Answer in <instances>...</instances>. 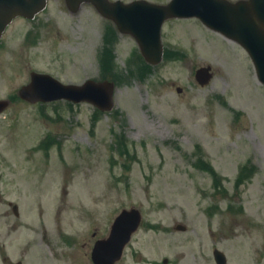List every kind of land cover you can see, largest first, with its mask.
<instances>
[{
    "label": "rangeland",
    "instance_id": "1",
    "mask_svg": "<svg viewBox=\"0 0 264 264\" xmlns=\"http://www.w3.org/2000/svg\"><path fill=\"white\" fill-rule=\"evenodd\" d=\"M111 24L92 4L71 12L49 0L0 40V99L10 101L0 113V239L15 253L30 238L34 264H94L96 239L137 207L142 226L117 264H216L214 248L227 264H264V85L249 54L198 18H173L163 42L177 53L152 66L116 32L105 66ZM202 65L215 70L205 86ZM32 70L74 84L102 71L116 106L22 100ZM248 160L255 168L241 176Z\"/></svg>",
    "mask_w": 264,
    "mask_h": 264
},
{
    "label": "water",
    "instance_id": "2",
    "mask_svg": "<svg viewBox=\"0 0 264 264\" xmlns=\"http://www.w3.org/2000/svg\"><path fill=\"white\" fill-rule=\"evenodd\" d=\"M71 12L84 3L92 4L104 17L112 20L122 33L133 35L145 58L159 63L163 58L161 29L171 17L198 16L209 27L242 44L251 55L259 79L264 83V0H171L157 4L147 0H65ZM48 0H0V38L12 20L22 15L33 18L47 7ZM212 67L202 66L196 79L207 85L214 73ZM115 83L87 80L83 84H67L48 73L33 71L29 83L21 86L19 97L29 102L70 100L91 102L103 111L114 107ZM181 90L180 88L178 89ZM10 101L0 99V112ZM16 209V207H15ZM141 222L138 209H124L115 219L107 238L96 242L93 249L95 264H115L121 258L126 243ZM184 228V227H179ZM218 264H226L225 254L216 249Z\"/></svg>",
    "mask_w": 264,
    "mask_h": 264
},
{
    "label": "flooded vegetation",
    "instance_id": "3",
    "mask_svg": "<svg viewBox=\"0 0 264 264\" xmlns=\"http://www.w3.org/2000/svg\"><path fill=\"white\" fill-rule=\"evenodd\" d=\"M34 31H37L36 28ZM9 204H12L11 202ZM15 206V204L13 205ZM16 246V252L12 253L9 243L0 239V264H34L36 257L33 256L32 240L30 238L19 239ZM16 254V256H13ZM46 260V262H45ZM42 264H49V258L46 256ZM52 263V261H51Z\"/></svg>",
    "mask_w": 264,
    "mask_h": 264
},
{
    "label": "trees",
    "instance_id": "4",
    "mask_svg": "<svg viewBox=\"0 0 264 264\" xmlns=\"http://www.w3.org/2000/svg\"><path fill=\"white\" fill-rule=\"evenodd\" d=\"M107 31L112 33V35L114 36V33L116 32L114 26L111 24L109 26H107ZM110 54V51L107 50V53H106V56L105 58L103 59V65L107 66V63H108V55ZM45 143V142H44ZM200 160V159H199Z\"/></svg>",
    "mask_w": 264,
    "mask_h": 264
}]
</instances>
